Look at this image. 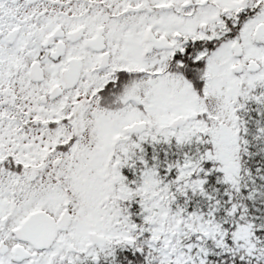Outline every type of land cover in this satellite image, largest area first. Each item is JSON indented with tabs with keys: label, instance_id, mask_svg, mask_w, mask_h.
<instances>
[{
	"label": "snow or ice",
	"instance_id": "obj_1",
	"mask_svg": "<svg viewBox=\"0 0 264 264\" xmlns=\"http://www.w3.org/2000/svg\"><path fill=\"white\" fill-rule=\"evenodd\" d=\"M0 264H264V0H0Z\"/></svg>",
	"mask_w": 264,
	"mask_h": 264
}]
</instances>
